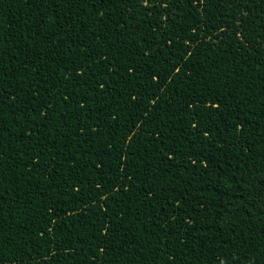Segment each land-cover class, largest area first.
I'll list each match as a JSON object with an SVG mask.
<instances>
[{
	"label": "trees",
	"instance_id": "obj_1",
	"mask_svg": "<svg viewBox=\"0 0 264 264\" xmlns=\"http://www.w3.org/2000/svg\"><path fill=\"white\" fill-rule=\"evenodd\" d=\"M0 264H264V0H0Z\"/></svg>",
	"mask_w": 264,
	"mask_h": 264
}]
</instances>
